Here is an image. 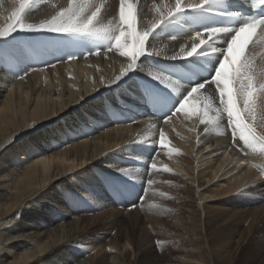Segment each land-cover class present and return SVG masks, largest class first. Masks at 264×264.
I'll use <instances>...</instances> for the list:
<instances>
[{
    "label": "bare ground",
    "instance_id": "obj_1",
    "mask_svg": "<svg viewBox=\"0 0 264 264\" xmlns=\"http://www.w3.org/2000/svg\"><path fill=\"white\" fill-rule=\"evenodd\" d=\"M62 2L40 0L27 22ZM96 3L116 15L118 0ZM130 3L150 22L153 0ZM11 10L0 0V28ZM14 35L0 39V264H264V146L232 138L226 113L205 133L195 101L191 117L130 122L126 93L153 83L144 72L107 87L101 77L107 84L126 64L115 52L65 63L70 49L52 34ZM189 37L164 33L155 47L171 54ZM248 55L264 66L256 45ZM153 162L170 171L150 172Z\"/></svg>",
    "mask_w": 264,
    "mask_h": 264
},
{
    "label": "snow or ice",
    "instance_id": "obj_2",
    "mask_svg": "<svg viewBox=\"0 0 264 264\" xmlns=\"http://www.w3.org/2000/svg\"><path fill=\"white\" fill-rule=\"evenodd\" d=\"M39 2L12 0L8 17L11 23L6 28H0V39L15 40V33L52 34L56 42L65 48L83 49L66 51V59L70 61L77 60L81 55L87 59L101 53L107 58L109 53L115 52L125 59L126 64L107 84L103 77L100 83L111 87L137 72H144L150 81L164 90L162 92L151 85H146L144 89L146 103L163 113L159 117L153 116L155 120L168 124L179 113L191 117L193 112L186 111V106L195 101L200 108L196 119L205 126V133L210 126L219 127L226 113L227 126L234 139L238 134L239 140L249 148L258 143L264 146V134L257 131L258 121L264 124V80L258 78V75H264V68L258 69L247 53V46L257 29L264 34V0H251L254 9L259 6L255 14L234 11L237 0H160L159 3L153 0L150 9L153 16L148 23H144L138 7L133 8L130 0H118L116 15L110 20L106 19L104 3H96V0H64L51 5L49 18L39 23L27 22L29 13ZM216 16H236L239 23L229 26L220 21L213 22L212 17ZM188 31L194 32V35L180 43L178 51L175 44L171 54L167 50L168 45L155 47L161 34L167 33L171 42H179ZM217 38L223 39L226 47H215ZM92 42L106 44L99 47L93 43L92 47H87ZM2 54L3 45H0V57ZM144 57L173 62L192 61L189 58L203 59L205 63L199 67L207 75L200 78L197 74L195 79L184 77L170 70L175 63L169 64L166 71L147 64L142 59ZM50 66L55 67V64ZM24 75H18V78L23 80ZM181 85L183 93L175 98L165 91L170 89L175 92ZM209 87L215 89L214 94L208 92ZM130 122L134 123L135 118H130ZM158 144L165 145L163 130L160 131ZM152 159L154 161L155 156ZM149 170L170 171L167 167L157 169L155 162L150 164ZM118 171L126 174L123 169ZM152 183L153 180L148 179L147 184ZM140 199L143 201L144 197Z\"/></svg>",
    "mask_w": 264,
    "mask_h": 264
}]
</instances>
